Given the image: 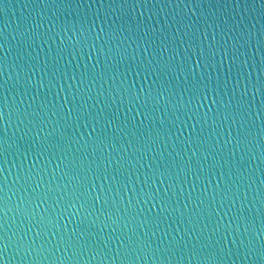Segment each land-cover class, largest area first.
Returning a JSON list of instances; mask_svg holds the SVG:
<instances>
[{"label": "snow or ice", "instance_id": "6c2138e0", "mask_svg": "<svg viewBox=\"0 0 264 264\" xmlns=\"http://www.w3.org/2000/svg\"><path fill=\"white\" fill-rule=\"evenodd\" d=\"M33 3L77 10L79 36L74 51L61 39L41 57L29 49L59 25L41 31L26 17L11 37L0 28L5 164L9 117L33 127L57 118L27 150L45 165L14 179L0 168V264H12L10 248L27 264H135L145 252L152 264H264V0ZM230 10L243 13L239 22ZM85 51L95 62L73 65ZM13 88L31 102H10ZM249 193L252 207H237ZM109 222L120 232L115 249L96 242Z\"/></svg>", "mask_w": 264, "mask_h": 264}, {"label": "water", "instance_id": "95a60500", "mask_svg": "<svg viewBox=\"0 0 264 264\" xmlns=\"http://www.w3.org/2000/svg\"><path fill=\"white\" fill-rule=\"evenodd\" d=\"M39 2V0H36ZM183 7V6H182ZM190 7V6H189ZM259 8V4L256 5ZM189 9H185L184 11H188ZM209 10L210 9H206ZM87 12V16L89 19L94 18V14L97 12L96 8H92L90 10H84ZM144 11L143 9H138L137 14L139 12ZM166 11H171V8L166 9ZM147 14V13H146ZM117 14L110 15L107 19H113ZM231 18L239 22L243 13L236 10H230ZM26 17H32L37 21L41 22L44 25V28L41 31L49 28L51 24L55 23L60 27H57L56 32H59V35H56L55 32L51 33V39H47L46 43H38L33 48H30L29 51L32 52L33 56L39 55L43 57L47 54L50 48L54 49L56 45L59 44L60 40L63 39L69 45V49L74 51L71 48V44L75 42V40L79 36V32L74 30L73 24H75L76 20L80 17V14L77 10L68 9V10H55V9H36L33 0H0V28H6L7 34L9 37L16 34V30L18 25L20 24L21 19ZM50 18V19H49ZM161 20L166 19L167 17H158ZM101 19H104L103 14L101 13ZM27 27V25H25ZM99 22H97L96 30L99 31ZM11 42V41H10ZM2 54V53H0ZM71 59L72 64H81L83 65L86 62H95V53H90L89 51H85L83 53H77L75 58L69 57ZM13 76L15 73H12ZM35 79L39 78V74H37ZM132 79V77H129ZM142 83V80L137 79V87H139ZM120 82H116V88H119ZM110 85H105V87H109ZM22 89H15L11 90L9 95V101L14 102L15 104L19 105L20 100L24 99L25 106L31 102V94L28 97H23L20 93H22ZM51 97H55L58 102L62 103L64 99V94L59 92V89H54L51 93ZM50 97V98H51ZM257 103H259V99L257 98ZM162 113H157L156 116H161ZM142 119V117H140ZM57 119L56 117H49L45 120V123L42 125H38L37 127H33L32 124L28 123V120L24 119L23 115H12L8 118V137L9 141L8 144L5 146L7 148L6 153V164L4 162V158L0 157V168H3L4 173L9 175L10 178H15V176L20 173L21 169H27L33 165V163H37L38 165H45V161L41 158L38 162L33 160V155L29 153L27 150L32 145H38L39 141L43 139L49 132L53 131L54 125L50 122L51 120ZM2 127V125H0ZM189 129L184 130V135L187 136ZM170 150V145L168 146ZM3 147H0V152H3ZM166 155V153H165ZM250 163L255 166L259 164V161H250ZM135 181V177H133V182ZM11 183V179H10ZM135 183L130 187H134ZM123 195V193H121ZM129 195L131 192L129 191ZM17 197H13V211L9 212V222L10 224L17 219L16 212H15V201ZM252 201V194L249 193L248 200L244 201L243 199L237 202L236 206L240 207V204L243 203L247 207H252L250 203ZM124 205L117 200V207L122 208ZM113 229H117V231H113ZM15 230V227H13ZM137 232L140 233V229L137 227ZM119 229L117 225H113L110 222L108 223V227L104 228L103 231H97L96 242L100 245L101 248L104 247V244L107 243L108 247L111 249H115L118 245L117 243H113L116 240L117 235H119ZM142 234V233H141ZM257 235L258 238H264V232L259 231V225H257ZM111 238V239H109ZM154 240H158L160 238V234L157 233L156 237H149ZM28 240L31 239V234L26 238ZM49 240L53 239L52 236L48 237ZM223 243L227 244L228 248L232 247L231 244V237L224 241ZM40 241H37V246H39ZM60 253H57L59 255ZM139 255V253H137ZM9 256L12 257V264H27V261L24 259L25 253L21 251L19 255H16L15 249H9ZM145 257H149L147 259H141L135 261V264H152V260L150 258V253L145 252ZM135 260V257L133 258ZM90 264H96L95 261H91ZM231 264V262H229Z\"/></svg>", "mask_w": 264, "mask_h": 264}]
</instances>
